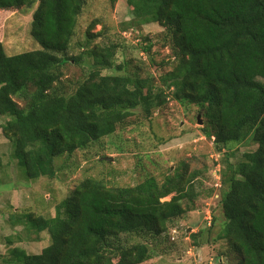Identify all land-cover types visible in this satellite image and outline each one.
<instances>
[{
    "label": "trees",
    "instance_id": "1",
    "mask_svg": "<svg viewBox=\"0 0 264 264\" xmlns=\"http://www.w3.org/2000/svg\"><path fill=\"white\" fill-rule=\"evenodd\" d=\"M126 2L133 26L164 28L174 62L165 63L171 69L158 86L137 75L103 76L122 71L115 66L116 46H86L66 58L86 0H0V11L38 4L31 35L40 49L8 56L0 43V117L9 118L1 129L13 158L29 181L54 179L58 157L113 135L133 110L150 117L170 100L195 105L206 119L204 135L219 152L246 141L257 146L240 163L224 165L219 239L228 241L239 264H264V0ZM144 40L149 53L151 42ZM84 57L92 71L66 95L58 86L60 69ZM196 176L176 171L162 183L149 177L134 187L86 179L55 217L27 212L14 221L38 235L48 232L51 244L38 255L15 247L1 264H144L156 257L154 244L169 223L193 211ZM198 238L193 235L196 246Z\"/></svg>",
    "mask_w": 264,
    "mask_h": 264
},
{
    "label": "rangeland",
    "instance_id": "2",
    "mask_svg": "<svg viewBox=\"0 0 264 264\" xmlns=\"http://www.w3.org/2000/svg\"><path fill=\"white\" fill-rule=\"evenodd\" d=\"M37 7L0 11V43L8 56L40 49L31 35ZM132 19L126 0H86L66 58L81 55L86 46H116L115 66L122 71L106 70L103 76L137 75L152 78L158 86L160 76L171 69L165 63L174 62L170 49L164 47V28L157 23L135 27ZM95 21L98 24L93 27ZM146 38L152 45L149 53L144 50L148 46ZM91 63L84 57L79 63L66 61L62 65L58 86L66 95L74 93L88 78ZM8 119L0 117V264L15 247L38 255L51 244L48 232L38 235L27 226L14 225V221L27 212L55 217L58 205L82 181L95 179L109 187H134L149 177L162 183L176 171L187 177L197 175L193 185L199 196L190 206L193 211L169 223L168 231L154 244L156 257L144 264H239L241 259L228 241L219 239L225 223L220 202L221 173L227 162L240 163L244 154L257 146L246 141L219 152L203 133L206 119L199 107L170 100L150 117L141 108L135 109L113 135L71 156L58 157L54 179L35 181L26 178L12 156L13 146L1 129ZM193 235L199 237L200 246H196Z\"/></svg>",
    "mask_w": 264,
    "mask_h": 264
},
{
    "label": "water",
    "instance_id": "3",
    "mask_svg": "<svg viewBox=\"0 0 264 264\" xmlns=\"http://www.w3.org/2000/svg\"><path fill=\"white\" fill-rule=\"evenodd\" d=\"M198 121H199L200 124H202V122L200 121V119H198ZM102 160H106V161L111 160L112 161V159H102Z\"/></svg>",
    "mask_w": 264,
    "mask_h": 264
}]
</instances>
